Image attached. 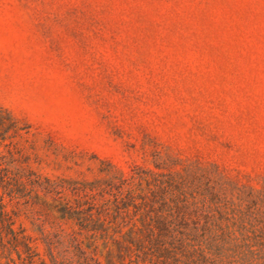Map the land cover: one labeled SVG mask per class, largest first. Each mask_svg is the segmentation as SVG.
Listing matches in <instances>:
<instances>
[{
	"label": "rangeland",
	"instance_id": "374dc122",
	"mask_svg": "<svg viewBox=\"0 0 264 264\" xmlns=\"http://www.w3.org/2000/svg\"><path fill=\"white\" fill-rule=\"evenodd\" d=\"M0 108L21 128L2 166L31 169L8 210L38 246L39 174L172 160L260 186L264 0H0Z\"/></svg>",
	"mask_w": 264,
	"mask_h": 264
},
{
	"label": "trees",
	"instance_id": "16d2710c",
	"mask_svg": "<svg viewBox=\"0 0 264 264\" xmlns=\"http://www.w3.org/2000/svg\"><path fill=\"white\" fill-rule=\"evenodd\" d=\"M20 129L0 108L1 140ZM10 163L0 162V264H264V182L172 160L129 174L102 161L93 180L39 174L42 206L56 221L38 246L15 228L7 201L22 194L31 169Z\"/></svg>",
	"mask_w": 264,
	"mask_h": 264
}]
</instances>
